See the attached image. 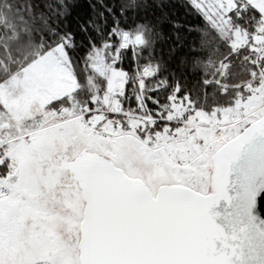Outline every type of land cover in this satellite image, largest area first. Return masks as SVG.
Returning <instances> with one entry per match:
<instances>
[{
  "label": "snow or ice",
  "instance_id": "obj_1",
  "mask_svg": "<svg viewBox=\"0 0 264 264\" xmlns=\"http://www.w3.org/2000/svg\"><path fill=\"white\" fill-rule=\"evenodd\" d=\"M0 264H264V0H0Z\"/></svg>",
  "mask_w": 264,
  "mask_h": 264
},
{
  "label": "trees",
  "instance_id": "obj_2",
  "mask_svg": "<svg viewBox=\"0 0 264 264\" xmlns=\"http://www.w3.org/2000/svg\"><path fill=\"white\" fill-rule=\"evenodd\" d=\"M193 19H195V18L193 17Z\"/></svg>",
  "mask_w": 264,
  "mask_h": 264
}]
</instances>
